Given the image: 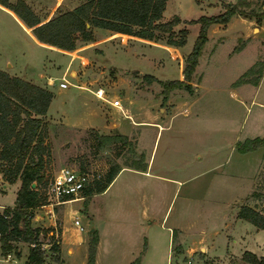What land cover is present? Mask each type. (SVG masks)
I'll list each match as a JSON object with an SVG mask.
<instances>
[{"label":"rangeland","instance_id":"obj_1","mask_svg":"<svg viewBox=\"0 0 264 264\" xmlns=\"http://www.w3.org/2000/svg\"><path fill=\"white\" fill-rule=\"evenodd\" d=\"M24 1L39 17H45L52 10L56 15L84 0ZM215 1H167L164 15L169 16L166 20L171 19L173 13L197 19L201 14L217 15L228 7L235 8V12L225 22V28L219 29L221 26H217L214 32L210 29V39L206 38L207 41L203 43L190 79L187 80L190 88L174 87L167 93L162 90L161 83L157 80L147 81L144 75L153 72L161 81L184 79L182 69L199 30V22H190L194 18L179 21L173 26L170 35L160 33V39L141 42L146 49H132L139 45L136 44L138 42L121 36L110 41L109 45L95 42L86 49H83L82 44L87 41L78 38L74 49H53V52L34 42L25 29H21L0 9V65L4 66L6 61L12 63L18 72L29 78L26 81L52 93L46 112L40 116L44 130L41 140L44 148L40 153L41 178L37 183L32 181L30 184L37 189L45 203L38 205L40 207L34 213L30 212L29 223L33 227L53 230L38 234L43 248V260L39 264H57L52 258L54 252L49 248L52 239L59 240V264H87L90 219L96 222L95 217L98 218L104 211H116L115 217L121 218L123 225L135 228L137 198L134 185L143 176L122 171L115 183L108 186L103 193L94 192L98 184L106 182V172L112 165L121 167L143 162L153 145L152 170H161L180 182L178 185L167 183L165 189L161 186L163 189L159 190L156 185L159 180L153 176L146 177L151 195H154L151 200V216L160 215L171 198L167 210L171 211L169 220L174 218L180 208L184 211L181 219L187 220L197 215V219H194L197 227L194 240L202 238L205 242L214 244L213 250L216 254L225 251L226 247L221 235L211 234L215 230L212 227L215 224L217 228L232 230V245L228 250L233 254H238L242 246L241 242L233 241L237 240L236 234L245 237L246 247L250 249H255L251 248L255 241L260 242L261 230L256 236L252 232V224L234 222L233 225L228 222L238 208L240 198L250 187L259 163L262 167V178L257 188L264 194V148L239 150L245 140L264 137V0H217L218 7L213 9L212 3ZM194 23L197 24L195 31ZM182 29L186 33H181ZM94 32L95 39L105 35L98 28H94ZM169 36L176 40L183 39V43L165 45ZM3 68L9 69V65ZM64 73L70 83L66 89L55 94L58 76ZM255 78H261V82L260 90L253 96L257 83H252V80ZM232 89H235V95L232 94ZM97 90L101 96L116 98L119 102L123 96L129 98L145 95L151 98L152 106L147 99L134 98L128 105L121 103L123 108L128 107L126 112L130 114L129 118L114 108L108 114V104H103L105 109L99 111L100 101H104L97 96ZM182 98L184 100L175 105L176 102L173 101ZM187 107L189 111L183 114V108ZM86 113L90 114L89 118L82 120ZM171 113L173 115L169 118ZM94 114L99 115L98 121ZM162 114L165 116L159 118ZM110 116L120 131L129 130L126 140L116 138L120 133L112 127ZM133 119L155 121L158 124L132 125ZM156 125L163 131L160 133L159 130L157 141L154 142ZM19 126L20 124L17 128ZM260 148L263 150L262 154ZM35 152L34 160L38 157ZM0 164L5 165L1 160ZM64 165L87 171L93 179L87 187L94 192L88 196L83 190L75 200L54 204V199L47 193L46 185L53 174ZM220 172L233 175L218 176ZM177 180L173 181L178 182ZM1 182L7 181L0 172ZM11 189L12 187H8V193L0 201L11 202ZM187 192L194 195V201H186L184 204ZM260 198L259 201L264 202V196ZM260 212L264 214L263 206ZM35 213H39L42 218L31 219ZM125 216H128V222L124 219ZM74 218L79 220L82 230L73 224ZM219 218L221 219L218 220ZM163 223L161 226L151 221L149 252L140 264H198L192 256H189L191 259L182 256L175 258L173 254L170 257V253L167 258L168 231ZM168 224L166 221L165 225ZM199 229L202 233L198 232ZM63 236L64 244L61 243ZM12 245L18 264H27L25 257L28 243L15 239ZM261 245L263 246H260V250H264V241ZM111 250L117 251L114 248ZM117 252L114 264H122V257H118ZM1 255L0 250V264H8L1 259ZM188 259L190 263H187ZM92 264L108 263L104 258L95 263L94 252ZM233 264L249 263L238 257L237 260L233 259Z\"/></svg>","mask_w":264,"mask_h":264},{"label":"trees","instance_id":"obj_2","mask_svg":"<svg viewBox=\"0 0 264 264\" xmlns=\"http://www.w3.org/2000/svg\"><path fill=\"white\" fill-rule=\"evenodd\" d=\"M165 3L166 0H84L73 8L59 12L40 22L37 15L24 0L14 2L0 0L1 5L13 11L30 28L31 34L37 41L63 50L74 49L75 41L78 38L84 41H92V27L94 26L149 40L160 39V33L170 35L173 26L179 22V18L174 15L169 20H160ZM234 12L235 8L228 7L220 14L201 15L190 21L199 22V30L192 49L186 56L185 65L182 69L183 80L161 81L146 74L144 76L147 81L157 80L162 84L164 93L174 87L189 89L190 85L187 80L190 79L197 56L207 38V26L213 22H227ZM262 13H264V9ZM181 33H186V30L182 29ZM165 42L181 45L183 39L176 40L169 36ZM258 80L259 78L253 79L252 83L256 84ZM51 97L52 93L48 89L18 76L10 75L0 69V143L2 145L0 147V160L5 163V165L0 164V172L7 182H13L16 178L20 180L16 190L14 208L10 216H6L9 212L7 207L0 212V249L1 252L10 249L13 246L12 241L15 239L27 242L28 250L25 257L27 264L42 262L43 248L38 240V234L51 230L31 226L29 223L31 211H28V208L45 203L37 189L30 184L32 181L37 183L41 178L39 174L41 168L40 153L44 148L41 145L44 130L40 116L46 112ZM18 124L20 126L17 128ZM116 138L126 140V135L118 134ZM260 146L264 148V137H254L245 140L239 146V150L246 151ZM34 152L38 154L35 160L33 158ZM128 166L143 170L146 164L140 161ZM10 167L11 169H7ZM118 169L117 164L112 165L106 172V182L101 185L98 184L95 192L103 190ZM93 192L88 187L84 188V193L88 196ZM255 194L254 191L251 193V195ZM238 216L256 227H264V214L247 204L240 206ZM51 231L53 232V230ZM89 233L87 264H92L98 234L95 228L89 230ZM49 248L54 252L52 258L59 264L60 259L57 254L59 240L52 239ZM242 259L251 264H264V255H256L251 251H244ZM138 260L139 258L135 259L132 264H138Z\"/></svg>","mask_w":264,"mask_h":264},{"label":"crops","instance_id":"obj_3","mask_svg":"<svg viewBox=\"0 0 264 264\" xmlns=\"http://www.w3.org/2000/svg\"><path fill=\"white\" fill-rule=\"evenodd\" d=\"M167 1L168 0H166L164 10L166 8ZM216 1L214 3H212L213 7H214L213 9L216 8L215 6L218 7V5L216 4ZM0 9L5 11L12 18V20L16 24L19 25V27L21 29L22 28L25 29L27 34H29V37H31L34 42H36L40 46H43L45 49H49L51 51H53V49H60L58 47H55V46L51 47L48 44H44V43L37 41L34 38V36L31 34L30 28L27 27L23 23V21L13 11H11L10 9H8L7 7H5L1 4H0ZM164 10L162 11V16L160 18V20H162V21H165L166 20L165 18H167L169 16V15L168 16L164 15ZM173 14L178 16L179 21H181V22L183 20L194 18V17H185V16H182L178 13H173ZM36 15H37L38 19L40 20V22H43V21L49 19L50 17L54 16L55 14L52 10V12L45 17H39L38 14H36ZM201 15H207V14H201ZM218 24H220V25H218ZM221 24H223V25H221ZM196 26H197V24L194 23V31H195ZM217 26H221V28H219V29H223V28H225V23H219V22L211 23L207 27V30H206L207 40L210 39V37H209L210 36V33H209L210 29L214 32V28H217ZM94 28H98V29L104 31L105 35H103L102 38H99V39L93 38L92 41H87V43L82 44L84 46L83 49L88 48L87 46H89V44L95 43V42H98V44H103V45L108 44L109 45L110 41H112L118 37H121V36H126L128 38H132V40H134L133 42H138L136 44H139V45L133 46L132 49H146V47H144V45H142L141 42H144V41L148 42V40H149V39H145V38H141V37H137V36H133V35H129V34L117 32L114 30H110L107 28L97 27V26L92 27L93 37H94V33H95ZM243 30H241V31H243ZM153 41H155V40H153ZM166 44L167 43H165V45ZM159 48H161V47H159ZM147 49H150V47ZM53 52H55V51H53ZM141 52H142V50H141ZM165 53L166 52L163 49V54L165 55ZM143 57L144 56H141V58H143ZM170 60L172 61L173 59L170 58ZM7 65H9V69H4L3 67H6ZM0 69L5 71V72H8L11 75L18 76L22 79H25V80L29 79V78L25 77L21 72H18L15 69V67L13 66V64L10 62L6 61V64L4 66L0 65ZM38 73H40V72L38 71ZM150 75L154 76L156 79H159L153 72H151ZM260 82H261V78L257 82V84L255 85V91H254L253 96L256 95V92L258 90H260V87H259ZM67 87H68V85L66 87H59L58 83H56L55 90L57 92L55 91L54 93L57 94L59 92V90L66 89ZM100 89L101 88H99V90ZM231 92L233 95H235V93H236L235 89H232ZM97 96L101 100L104 101V102L100 101L99 111L105 109L103 104H108V105H106V107L108 108V111H107L108 114L111 113L112 108L119 109L120 112L124 116H126L127 118H129L130 114H128L126 112V109L128 107L123 108L121 106V103H123V102H125V104L127 103V105H128L132 102V99H134V98H144V99H147L149 105L152 106L151 98H148L145 95H140V96L136 95L134 97H129V98L127 96H123L120 98L121 99L120 102H119V99H116V98H114V99L113 98H106V97L101 96V95H97ZM190 97H194V96H190ZM113 100H117V103L120 105V107L112 104L111 102ZM183 100L184 99L182 98L179 101L176 100L173 102H176L175 103V105H176ZM190 101H192V100H190ZM255 101H257V100L255 99ZM152 102H155V101H152ZM95 103H96V101H95ZM188 111H189V107L183 108V114H186ZM102 113H100L99 115L101 116ZM89 115L90 114L86 113V115L82 117V120H84L85 118H89ZM97 115L94 114V116H96V120L98 121L99 115L98 116ZM169 115H170L169 116V118H170L171 115H173V113H171ZM164 116L165 115L162 114L159 116V118L164 117ZM80 118H81V116L79 117V119ZM110 122L112 124V127H115L119 131L120 134H123V135L129 134V132H128L129 130L120 131L118 129V126L114 123V119L111 118V116H110ZM149 123H153V124H150L151 126L154 124H158V122H155V121L148 122V121L136 120V119L131 120L132 125L149 124ZM140 126H149V125H140ZM155 128L156 129H155L154 142L157 141V135L159 133V130H160V133L163 131L160 128H158V125H156ZM159 139H160V135H159L158 141H159ZM153 149H154V145L151 148L150 154L145 156V160L143 162L146 164V166L143 170L135 169V168L129 167L128 165L127 166L123 165V166L119 167V169L116 172V174L114 175V177L108 182V184L106 185V187L103 190L94 192V194L103 193L108 186L115 183L116 179L122 174V171H127L130 173H135V174L143 176V178H138L136 180L137 184L134 185V187L136 188L135 194H136V198H137V204L135 206L136 220H135V224H134L135 225L134 229L129 228V226H127V224L123 225L121 218L118 219L117 217H115L116 211H104L103 214L100 213V216L98 218L95 217L96 222L91 221V219H90V226L92 225L98 233V241L96 244V251H95V263H97L100 258H104L105 262L108 264L116 263L115 262L117 259L116 252L118 251L117 252L118 257H119V255L122 257V264H130V262H132V260L138 256H139L138 257L139 258L138 264H140V262L142 260H144L145 256H147L148 252H149L150 243H151V240H150L151 235L149 237L151 221L157 222L161 226H162V223L164 221L163 226H166V229L168 231L167 236H166L167 237V258H169V254L171 253L170 257H172V254H173V256L175 258H178V256L179 257L182 256V257H186V258L188 257L189 259H191V257H189V256H192V257H194V259H196L195 262L198 264H233L234 258L236 260L238 259V257L242 259V253L244 251H251V252L255 253L256 255H264V250H260V246L261 247L263 246L261 244L264 241V230H263L264 227L263 228L256 227L251 222H249L246 219L238 216V211H239L240 205L247 204L250 207H252L253 209L258 210V211H262V206L264 207L263 200H260V201H262L261 203L263 205L259 201V199H261L260 197L263 198L262 190L257 188V186L261 183V178H262L261 177L262 176V170H261L262 167H261L260 163L256 169L255 175L252 177V179L250 181V187L246 190L244 195H242V197L240 198L241 200L238 203V208L236 209V211L231 216L233 220L231 219L228 222V224L231 223L234 225V222L239 223V224H241L243 222H248V223L253 225L254 231H252V232L256 236L258 235V231L261 230L259 232V234H261L262 239H259V241H260L259 243L257 241H255L254 244L251 245V246H253L251 248H255V249H250V248L246 247V242L244 239L245 237L241 234H236L235 236H236L237 240L234 239L233 241L234 242L235 241L241 242L242 246L240 247V252L238 254H233L228 250V247L232 245V239H233L232 230L223 229L221 227L217 228V224H215L214 226H212L215 230L212 231L211 234L221 235V237L223 238L224 245L226 247L225 251L221 252L220 254H216V252H214V250H213L214 244L209 243V242H205L202 238L194 240L195 229H197V227L195 226V223H194V219H197V215H196V217L190 218L187 220L181 219L182 213L184 211H181V208H180V210L176 211L174 218L172 220H169V216H170L171 211L168 212L167 210L171 204V198H170L169 202L167 203L164 211H162L160 213L161 216L160 215H158L157 217L151 216L152 215L150 213V211H151V209H150L151 208V200L154 199V195H151L152 194L151 189L149 188V182L146 180V177L147 176H153V178H156L157 180H159V183L156 184L159 187V190H161L163 188L165 189L169 183H175L176 185H178V183L180 182L177 179L171 178V176H167L164 172H161V170H160V172H158V171L156 172V171L152 170L153 162H154L153 161L154 156L152 157ZM260 150H261V154H262L263 150L261 148H260ZM217 175L224 177V176H231L233 174L232 173L228 174L226 172H220ZM173 180H177L178 182H174ZM160 182H162V183H160ZM19 184H20L19 180H16V181L14 180L13 182H1L0 183V199H1V197H4V195H6L8 193L7 192L8 187L9 188L12 187V189L10 191L12 193L11 199H10L11 202L5 203V202H2V200H1L0 201V212H2L5 207L9 208L10 213L13 211L16 190L19 187ZM134 187H131V188L133 189ZM253 191L256 193L255 195H251V193ZM190 193H192V192H190ZM172 196H173V194H172ZM192 200L194 201V195L189 194L187 192L186 196H184V204L186 203V201L189 202ZM38 207H40V206L28 208V211H31L32 213H34V211H37L39 209ZM185 212H188V211H185ZM41 218H42V216L39 213H35L31 217V219H36V220H39ZM124 219H126L127 222L129 220L128 216H125ZM220 219L221 218H219L218 220H220ZM166 221L169 222L168 225H165ZM225 223L223 224V226H225ZM73 224H75L74 220H73ZM75 225H76V227L79 228V230L83 229V227L79 223V220H78V224H75ZM80 226H81V228H80ZM90 226H89V228H90ZM198 232L202 233L201 229H199ZM62 234H63V232H62ZM82 235H84V234H81V236ZM81 236L79 235V237H81ZM200 236L202 237V235H200ZM64 240H65V238L63 236L62 241H61L62 244H64V242H65ZM112 248L116 249L117 251L111 250ZM169 248H170V250H169ZM108 258H112V260H109ZM243 261H245V260H243ZM245 262L249 263L247 261H245ZM249 264H251V263H249Z\"/></svg>","mask_w":264,"mask_h":264},{"label":"built area","instance_id":"obj_4","mask_svg":"<svg viewBox=\"0 0 264 264\" xmlns=\"http://www.w3.org/2000/svg\"><path fill=\"white\" fill-rule=\"evenodd\" d=\"M59 87H66L70 82L65 77V73L58 77ZM49 81V78L47 79ZM99 90H97V94ZM112 104L120 107L117 100H113ZM93 179L90 177L87 171L74 168L72 166H61L47 182L46 190L48 195L54 199V204H61L71 200L77 199L78 195L87 187ZM9 217L10 215H6ZM74 223L78 224L77 218L74 219ZM81 228V226H80ZM1 234V232H0ZM1 259L8 264H18V258L14 254V248L6 249L1 252ZM190 263V260H187Z\"/></svg>","mask_w":264,"mask_h":264},{"label":"water","instance_id":"obj_5","mask_svg":"<svg viewBox=\"0 0 264 264\" xmlns=\"http://www.w3.org/2000/svg\"><path fill=\"white\" fill-rule=\"evenodd\" d=\"M93 228H94V227L91 225L90 228H89V230H92Z\"/></svg>","mask_w":264,"mask_h":264}]
</instances>
